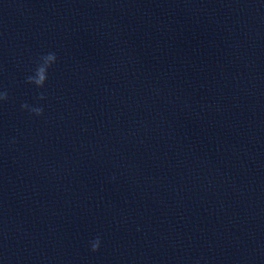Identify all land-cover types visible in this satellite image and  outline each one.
<instances>
[{
  "label": "water",
  "instance_id": "95a60500",
  "mask_svg": "<svg viewBox=\"0 0 264 264\" xmlns=\"http://www.w3.org/2000/svg\"><path fill=\"white\" fill-rule=\"evenodd\" d=\"M0 90V264H264V0H0Z\"/></svg>",
  "mask_w": 264,
  "mask_h": 264
},
{
  "label": "clouds",
  "instance_id": "9594fccd",
  "mask_svg": "<svg viewBox=\"0 0 264 264\" xmlns=\"http://www.w3.org/2000/svg\"><path fill=\"white\" fill-rule=\"evenodd\" d=\"M57 56L55 52H48L38 58L36 62V68L33 74L28 75L25 79V83L34 86L36 89H43L48 80L49 70L56 64ZM9 99L8 92L6 90H0V104L7 102ZM46 97L43 92H40L37 100L43 101ZM21 109L27 111L30 115L35 117H41L44 114L43 107L32 106L28 103L21 104ZM101 246L100 237H96L90 242V248L93 253L98 252Z\"/></svg>",
  "mask_w": 264,
  "mask_h": 264
}]
</instances>
